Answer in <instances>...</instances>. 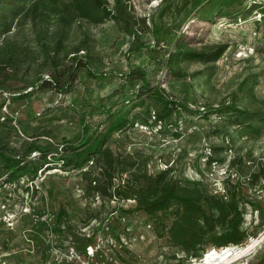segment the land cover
I'll list each match as a JSON object with an SVG mask.
<instances>
[{
    "label": "rangeland",
    "instance_id": "374dc122",
    "mask_svg": "<svg viewBox=\"0 0 264 264\" xmlns=\"http://www.w3.org/2000/svg\"><path fill=\"white\" fill-rule=\"evenodd\" d=\"M50 1L32 0L0 33V153L75 145L122 116L129 124L92 157L94 174L131 154L150 173L171 168L222 194L237 187L249 234L238 246H254L222 264H264V178L255 176L264 163V0H194L186 8L184 0H122L137 35L124 21L77 18L70 30L53 23L44 38ZM60 32L87 62L65 94L39 86L50 78L47 52ZM170 53L180 74L167 66ZM143 71L175 103L168 114L143 88ZM40 157L31 151L28 160ZM50 167L13 184L5 182L9 172L0 175V264H178L187 257L168 235L158 236L157 220L136 210L135 200L101 197L83 175L87 167ZM210 250L223 248L210 247L191 264H205Z\"/></svg>",
    "mask_w": 264,
    "mask_h": 264
},
{
    "label": "trees",
    "instance_id": "16d2710c",
    "mask_svg": "<svg viewBox=\"0 0 264 264\" xmlns=\"http://www.w3.org/2000/svg\"><path fill=\"white\" fill-rule=\"evenodd\" d=\"M32 0H0V33L11 30L14 21L27 13ZM194 0H184L186 8ZM115 9L108 7L107 0H51L53 19L43 26L46 37L49 28L54 23H60L70 30L75 19H87L93 23L105 19L124 21L129 33L137 35L133 29V17L127 11L122 0H115ZM229 5L237 0H226ZM49 3V4H50ZM48 4V5H49ZM46 9V8H45ZM60 32L55 39L50 56V78L40 83L42 88H51L61 93H68L74 86L78 72L87 62L80 49H67ZM73 54V55H72ZM179 59L176 53H170L167 66L172 73L180 74ZM139 78L142 86L151 98H156L163 104L168 114L175 104L169 101L158 87H152L143 71ZM20 95H16V98ZM242 112V109H237ZM249 118V117H247ZM251 118V117H250ZM129 124L128 119L116 116L109 121L107 127L90 134L86 140L75 145H64L61 149H51L32 144L23 157H10L0 153L7 174L6 183L13 184L25 174L37 175L45 165L49 169L53 163L61 168L81 169L90 186L103 198L117 200H135V209L142 211L157 220L158 236L168 235L172 245L187 254L178 264H191L192 259L204 256L208 248H224L243 244L249 237L244 228L245 211L241 207V198L237 187L227 188L225 193L214 192L202 179H179L172 174V169H164L158 173H150L147 164H140L131 154L111 158L104 167L94 174V166L90 165L92 157L101 152L113 134L123 130ZM39 151L40 159L28 160L31 151ZM52 157V158H51ZM51 158V159H49ZM125 175V176H124ZM258 178H264V163L259 167ZM119 178L116 183L115 179ZM93 182L95 185H92ZM2 186V185H1ZM1 188L4 187H0ZM172 218L170 225L166 223Z\"/></svg>",
    "mask_w": 264,
    "mask_h": 264
},
{
    "label": "bare ground",
    "instance_id": "6f19581e",
    "mask_svg": "<svg viewBox=\"0 0 264 264\" xmlns=\"http://www.w3.org/2000/svg\"><path fill=\"white\" fill-rule=\"evenodd\" d=\"M236 246V248L224 247L222 251L210 250L204 258L203 262L205 264H222L230 260L231 257L238 258L244 256L248 251L250 252V250L254 246V243L251 242L245 246Z\"/></svg>",
    "mask_w": 264,
    "mask_h": 264
}]
</instances>
